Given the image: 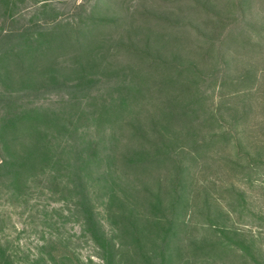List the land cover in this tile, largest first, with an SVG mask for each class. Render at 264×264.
I'll return each mask as SVG.
<instances>
[{"label": "rangeland", "instance_id": "rangeland-1", "mask_svg": "<svg viewBox=\"0 0 264 264\" xmlns=\"http://www.w3.org/2000/svg\"><path fill=\"white\" fill-rule=\"evenodd\" d=\"M59 23L63 29L68 23L96 29L89 36L95 40L93 54L111 63L107 73H117L122 65L146 66L133 51L189 68L186 81L195 72L191 97L198 94L202 100L198 109L205 121L198 134L207 141L222 140L185 162L183 200L174 215L180 228L175 244L183 247L178 264H264V0H0V48L21 33L37 37ZM62 51L56 52L58 62L68 66V50ZM86 56L92 57L88 49ZM5 71L0 69V119L12 102L34 108L46 119L38 133H50L67 159V151L81 141L78 136L97 139L109 127L83 118L74 133L69 129L72 111L100 115L119 84H130L124 77L106 78L84 91L69 84L37 93L19 82L4 85ZM64 127L68 133L62 142L56 134ZM8 154L0 139V165ZM110 154L101 152L100 161ZM100 164L97 181L102 183L108 162ZM60 165L59 177L40 173L22 187L19 198L0 181L3 249L17 264H104L101 242L85 227L82 198L68 192L71 180L62 173L68 162ZM104 199L103 192L94 194L96 218L111 234ZM241 237L251 245L246 260Z\"/></svg>", "mask_w": 264, "mask_h": 264}, {"label": "trees", "instance_id": "trees-1", "mask_svg": "<svg viewBox=\"0 0 264 264\" xmlns=\"http://www.w3.org/2000/svg\"><path fill=\"white\" fill-rule=\"evenodd\" d=\"M61 25L56 24L37 37L21 33L13 38V43L0 48V69H6L4 85L19 82L22 89L40 93L71 84L74 91H84L98 82L104 83L106 78L124 77L131 86L124 90L130 84H119L110 108H100V115L72 111L69 129L74 133H79L83 118H94L98 126L108 123L109 127L97 139L85 133L78 136L81 141L67 151L68 159L62 144L55 145L50 133H38L37 129L43 127L40 125L46 123L44 117L22 102L8 104L3 109L7 113L0 119V139L10 156L0 165V181L6 183L13 198H19L22 187L32 178L47 172L59 177L57 168L61 162H68L63 177L71 180L68 192L82 198L87 232L97 243L101 242L99 260L104 264H178L183 247L175 244L180 228L174 215L183 200L181 176L185 162L188 156L199 155L222 140L216 137L207 141L198 134L205 123L198 109L202 100L198 94L195 99L191 97L198 77L192 72L194 78L186 81L189 68L160 57L151 58L148 51H133L146 66L122 65L117 73H107L106 66L111 63L93 54L95 40L89 36L96 29L71 23L63 29ZM61 48L62 52L68 50V66L58 62L60 53L56 52ZM87 49L92 57L86 56ZM1 96L4 94L0 92ZM183 100L192 103L182 104ZM67 133L68 128L64 127L56 136L64 142ZM105 150L111 154L100 161ZM102 162H108V167L100 175L101 183L97 181L96 165ZM99 192L107 200L103 208L112 226L111 234L97 223L94 194ZM240 231L232 229L238 237L243 235L238 234ZM241 244L246 249L241 251V257L246 260L251 245L243 237ZM0 250V264H17L1 242Z\"/></svg>", "mask_w": 264, "mask_h": 264}]
</instances>
